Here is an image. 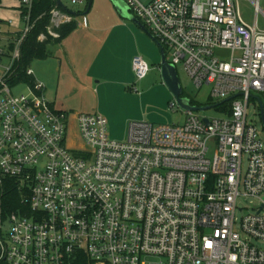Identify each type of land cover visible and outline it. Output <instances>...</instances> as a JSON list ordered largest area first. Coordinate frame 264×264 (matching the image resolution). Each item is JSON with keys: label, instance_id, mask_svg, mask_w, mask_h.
Listing matches in <instances>:
<instances>
[{"label": "built area", "instance_id": "1", "mask_svg": "<svg viewBox=\"0 0 264 264\" xmlns=\"http://www.w3.org/2000/svg\"><path fill=\"white\" fill-rule=\"evenodd\" d=\"M19 1L23 27L0 31V264H264L254 242H264L259 0L253 24L236 0H125L168 61L182 63L197 88L211 86L212 104L236 97L224 117L191 111L181 124L130 121L122 140L111 138L104 114L80 113L79 150L67 143L69 115L47 99L31 66L35 82L13 92L34 27V0ZM57 7L52 25L73 19ZM132 66L137 80L151 71L140 54ZM251 101L261 128L249 118ZM8 178L23 206L10 212ZM242 199L257 203L250 210Z\"/></svg>", "mask_w": 264, "mask_h": 264}, {"label": "crops", "instance_id": "2", "mask_svg": "<svg viewBox=\"0 0 264 264\" xmlns=\"http://www.w3.org/2000/svg\"><path fill=\"white\" fill-rule=\"evenodd\" d=\"M80 5L86 8L78 11L81 14L75 18L77 29L61 42L51 43V55L35 60L32 68L57 110L76 120L80 113L100 112L108 119L111 138L119 140L125 138L127 128V119L120 117L122 100L141 97L142 86H150L143 81L151 71L137 80L132 59L140 54L160 71L161 46L140 19L135 22L123 18L111 0H92L89 11V0ZM16 11L17 19L12 25L8 23L6 35L23 27L21 5ZM164 85L158 72L149 89H165ZM185 117L184 111V120ZM142 118L139 114L134 119Z\"/></svg>", "mask_w": 264, "mask_h": 264}, {"label": "rangeland", "instance_id": "3", "mask_svg": "<svg viewBox=\"0 0 264 264\" xmlns=\"http://www.w3.org/2000/svg\"><path fill=\"white\" fill-rule=\"evenodd\" d=\"M63 4L71 11L78 12V11H84L86 6L80 5V4H73L70 2V0H61ZM239 9L245 18V20L253 24L255 21V4L252 0H236ZM259 4L261 8L264 11V0H259ZM20 6L19 0H0V31L4 32L7 31L10 27L8 25V21L13 20L15 21L17 19V11L16 7ZM52 26H55L54 23ZM259 26L264 28V13L260 12L259 15ZM226 51H217V54L219 56H223L226 54ZM145 59L148 61V58L145 57ZM148 63L151 66V72L143 82L150 84V86L143 87L140 89L141 94H138L141 97L134 98L129 97L125 98L121 102V113L120 117L121 119H127L126 124L132 120V121H140V120H147L152 123H166V124H181L184 123V110L178 107L173 95L169 91L166 85L165 89L156 87V89L151 90L149 87L152 86V84L157 79V73L159 72V76L161 78V72L156 68H154L153 64L148 61ZM4 66L9 65V60L4 59L3 61ZM33 66V63L31 64V67ZM178 74L180 77V81L183 87L184 92L190 96L195 101L201 103V104H207L217 102L216 100H212L211 98V86L210 85H204L201 88H197L191 77L188 75V73L185 71L182 63L178 64ZM4 68H0V76L4 73ZM159 79V78H158ZM160 81V79H159ZM27 86L23 83L17 84L13 92L15 94H21L26 93ZM135 93V92H134ZM260 96L264 99V94H261ZM174 104V106H173ZM203 114H206L208 116H217V117H224L225 115H219L220 112H217L216 109L212 108L206 111L201 112ZM249 118L254 119L256 124L259 128L262 127V122L260 119V115L258 113L257 107L255 106V103L251 101L249 109ZM142 114V119H134L137 115ZM149 115V116H148ZM129 117H134L133 119ZM131 119V120H130ZM183 121V122H182ZM127 129V128H126ZM124 138V137H123ZM122 138V139H123ZM119 139V140H122ZM67 143L68 146L71 149L79 150L83 148L84 142L81 139L77 127V121L74 117L70 116L69 120V128H68V135H67ZM257 203V200L255 199H248V200H241L240 205L249 207L250 210H252V206ZM246 211V210H245ZM245 211L239 212V217L243 216ZM255 243H257L260 246L264 247L263 241L254 240Z\"/></svg>", "mask_w": 264, "mask_h": 264}, {"label": "trees", "instance_id": "4", "mask_svg": "<svg viewBox=\"0 0 264 264\" xmlns=\"http://www.w3.org/2000/svg\"><path fill=\"white\" fill-rule=\"evenodd\" d=\"M56 7V0H34L31 13V20L32 23H34V27L23 44L22 59L17 64L16 71L18 74L12 80L13 85L18 84L19 82H29L33 84L35 78L27 75L25 69L30 67L35 60L45 59L50 56L51 51L49 45L51 43L61 42L77 29L78 21L75 18L80 15L81 12H73L66 6L62 5L57 8L62 12L71 14L74 19L62 23L59 26H52L51 12ZM25 11V8L21 7V13L23 14ZM52 32L56 33L57 36L53 35ZM42 36H45V38H42ZM184 95L187 94L184 92ZM192 102L197 105H205L194 99H192ZM232 102L233 99L224 101L223 103L216 105L214 109L220 113H230ZM5 181V194L3 199L5 211L10 212L23 207L21 204L22 191L18 188L17 182L14 179L9 178Z\"/></svg>", "mask_w": 264, "mask_h": 264}, {"label": "water", "instance_id": "5", "mask_svg": "<svg viewBox=\"0 0 264 264\" xmlns=\"http://www.w3.org/2000/svg\"><path fill=\"white\" fill-rule=\"evenodd\" d=\"M115 8L118 10L119 14L126 19L133 20L135 22H139V19L131 12L130 7L128 6L125 0H111ZM92 0H89V8L91 7ZM65 6L61 0H56V6ZM161 46V63H160V71L161 77L164 84L167 86L171 94L173 95L178 107L183 109L185 112H203L209 109L214 108L219 103H223L224 101H228L230 99H234L236 97L232 96L227 100H223L222 102L215 103V104H208V105H197L193 104L192 98L190 96L184 95V90L180 81V77L178 74L177 66L169 62L167 60L165 48ZM258 100L261 104V114L264 124V104L261 98L258 97ZM206 122L209 121L208 118H204Z\"/></svg>", "mask_w": 264, "mask_h": 264}]
</instances>
